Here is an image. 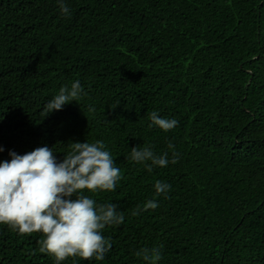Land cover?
<instances>
[{
  "label": "trees",
  "instance_id": "trees-1",
  "mask_svg": "<svg viewBox=\"0 0 264 264\" xmlns=\"http://www.w3.org/2000/svg\"><path fill=\"white\" fill-rule=\"evenodd\" d=\"M65 2L68 16L57 0H0V160L100 140L120 169L115 191H83L124 216L102 230L110 251L62 264H147L143 248L158 264H264V0ZM77 80L78 102L46 115ZM153 111L177 126L149 128ZM134 146L170 162L149 172ZM43 238L0 224V264H55Z\"/></svg>",
  "mask_w": 264,
  "mask_h": 264
},
{
  "label": "clouds",
  "instance_id": "clouds-1",
  "mask_svg": "<svg viewBox=\"0 0 264 264\" xmlns=\"http://www.w3.org/2000/svg\"><path fill=\"white\" fill-rule=\"evenodd\" d=\"M57 4L64 16L70 15L65 0H57ZM82 92L78 80L70 88L61 87L44 106L46 115L62 110L69 102H78ZM149 119V128L156 126L165 132L178 124L176 119L161 117L156 111L149 114ZM8 155L10 159L0 160V224L21 234L41 232L44 238L39 242L40 251L52 255L55 264H62L68 257L103 261L111 243L102 230L122 224L124 216L115 204H97L83 191H115L121 179L105 143L73 142L62 160L47 145L24 154L9 150ZM176 155L173 152L172 163ZM129 158L144 164L149 172L153 166L166 167L170 162L167 153L157 156L150 146L132 147ZM154 188L157 194H165L171 186L157 180ZM156 207L158 203L152 199L145 204V210ZM136 255L147 264H158L162 258L159 248H143Z\"/></svg>",
  "mask_w": 264,
  "mask_h": 264
}]
</instances>
